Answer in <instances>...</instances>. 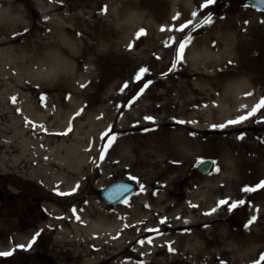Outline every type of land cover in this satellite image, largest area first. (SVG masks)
Masks as SVG:
<instances>
[{
    "label": "bare ground",
    "instance_id": "bare-ground-1",
    "mask_svg": "<svg viewBox=\"0 0 264 264\" xmlns=\"http://www.w3.org/2000/svg\"><path fill=\"white\" fill-rule=\"evenodd\" d=\"M214 1L132 0L126 7H116L106 0H91L87 10L79 6V0H63L56 6L54 0H0V119L3 121L2 116L7 114L10 123L0 122V169L9 176L19 172L48 192L36 228L24 229L16 223L15 235L6 237L15 220L0 212V253L24 245L13 254L28 255L18 264H45L34 259L36 254L38 258L47 254L58 264H137L140 260L145 264H195L194 241L198 236L203 249L210 250L207 260L211 264H245L243 259L261 262L264 250L259 257L244 255L246 249L252 250V255L255 249H262L257 247L264 242V223L259 224L258 219L263 213L261 205L252 207L253 214L258 215L250 220L252 227L243 218H232L233 211L245 206L243 198L249 190L247 182L244 186L237 179L240 169L246 170L250 151H264V21L260 23L250 11L236 10L203 23L209 13L205 9ZM138 32L146 34L147 39L151 37V42L157 40L163 51L173 35H189L184 47L187 58L177 71V82L188 89L207 81L222 92L214 104L206 101L208 88L196 87L186 101H178V106L149 104L139 108L140 113L144 108L158 113L168 108L169 113L157 116L155 121L157 127L171 131L174 141L162 140L161 136L144 141L146 150H139V162L152 190L144 191L140 198L134 195L135 207L124 203L111 212L89 188L84 192L89 184L99 185L106 174L100 162L107 151L100 125L95 115L84 114V108L93 102L72 110L75 103L59 100L52 107L50 100L37 109L31 102L21 101L25 99L22 90L43 89L42 84L53 77L75 82L84 62L83 57L76 58L77 52L91 48L82 33L97 40L93 43L97 50L117 52L120 41L136 39ZM187 62L189 69L185 67ZM161 72L157 73L170 75ZM96 73L88 70L82 77L89 80ZM123 84L124 80L117 83L121 99L117 93H107V98L123 104ZM93 98L99 95L95 93ZM83 117L86 121L80 122ZM153 127L140 122L132 125L130 121L113 123L111 129L132 136L135 129ZM169 142L181 147L185 163L195 146L214 142L221 154L218 162L223 176L193 181L195 195L180 204L182 192L175 191L170 175L181 160L172 151H177L176 145L167 146ZM152 144L161 154L166 150L167 158L159 169L146 172L154 165L147 150ZM128 157L134 163L138 161ZM258 177L264 183V175ZM145 196L150 199L142 200ZM125 215L129 218L124 219ZM42 236L50 238L47 253L38 249ZM130 255L135 263L124 258Z\"/></svg>",
    "mask_w": 264,
    "mask_h": 264
},
{
    "label": "rangeland",
    "instance_id": "rangeland-1",
    "mask_svg": "<svg viewBox=\"0 0 264 264\" xmlns=\"http://www.w3.org/2000/svg\"><path fill=\"white\" fill-rule=\"evenodd\" d=\"M54 1L56 2V4H54L55 6L63 3V0ZM90 1L91 0H79L78 4L79 6H83L88 10ZM106 1L108 4L116 7H126L132 0ZM101 9L103 10L104 6H102ZM170 9L171 7L168 8V14H170L171 12ZM207 10L209 13L204 19L203 23H206V21L208 20L217 21L221 18V14H230V12L233 13L236 10H244L247 12L250 11L260 18V23L264 21V13L252 8L251 6H246L244 4V0H215L212 4L207 6ZM133 28H135L133 29V31L136 33L137 27L134 25ZM82 35L84 40L89 42L91 48L87 51L80 50L79 53L77 52L76 58L81 56L83 57L84 62L82 63L83 68L77 75L75 82H73L72 80L67 81L64 78L60 77H53L52 80L47 81V83L45 84H42L44 87L43 89H32L31 91L30 89L22 90V92H24L23 95L25 99L22 98L21 101L27 100L31 102V104L36 106L37 109H39L40 106L46 105V103L43 104L41 102V94H44L47 95V102L51 100L50 102H52V107L54 106L53 102L57 104L59 100L64 104L69 102L75 103L70 107V109L72 108V110H75L76 106L79 107L78 109H82L84 107V104L93 102L92 104L84 108V114L86 113L88 117L93 118L95 115L96 121H98L101 128L99 132L102 138L103 134L111 129L113 123L119 125L122 123L126 124L131 121L132 125H136L138 122H140L144 125V127L153 124L154 127L151 130H148L146 128H144V130L135 129L132 133V136L122 135L119 131L115 130V133L109 137V141L114 140L116 136L117 139L112 143V146L107 148L105 154L106 158H102V160H100V162L105 165L104 169L106 170V174L101 176L102 182L99 185L89 184L84 189L85 192L88 191L89 188L94 196H96L111 212H114V210L116 209L115 206L122 205V203L113 206L106 204L97 195V190L112 181L125 180L130 181L137 186V192L135 193L137 197L140 198V196H144V191L149 192L152 190V188L147 185L148 176L140 167L139 150L145 149L144 141H147L148 139H151L152 141L156 140V138H159L157 136H161L162 140L165 141H174V139L170 136L171 131L166 130L165 127L156 126L157 116L165 117L169 113L168 108L160 109V113L156 111H146V108H144V111L140 113L137 112L139 108L141 110L144 105L149 104H164L166 105V107H171L173 104V106H178V101L182 103L186 101L193 95L191 89H194L196 87L208 88L209 90L207 91L208 95L206 101L210 99V103L214 104L217 95L222 92V89H215L214 87L209 85L207 81L199 82L198 85H195L194 87L188 89L185 87H181L177 82V77H179L177 71L182 66L185 58H187L186 53L184 54V47L185 43L190 40L189 35H173L167 40L168 44L166 45L165 51H163L158 47L160 45L157 40L151 42V37L147 39L146 34L138 32V37L136 39L129 38V40L126 39L120 41L121 45L118 47L117 52H112L109 49L104 50V52L97 50L93 46V43H95L97 40L93 39L92 37H87V35H85L84 33H82ZM177 39H179V44L176 45L175 49H172L171 46L176 43ZM74 48L76 49L77 45L74 46ZM149 48H155L156 51L151 52ZM157 48L159 49L157 50ZM178 57L179 59L177 60ZM66 59L71 61V59L73 58L68 57ZM187 65L188 62L185 64V67L189 69L190 67H188ZM232 66L233 65H231L230 67ZM149 68L150 71L147 74L148 80H146L144 84L138 89L136 82L143 78L145 72L148 71ZM88 70H97V73L94 74L89 80H84L82 74H84L85 72L87 73ZM158 71H163L161 73H167L170 75L168 77L163 76L161 74H158ZM122 80H124L123 86L125 91V98L124 103L119 104L113 100H109L106 94L108 93V95H112L117 93V83ZM149 85L151 86L149 87ZM72 88L79 90V92L73 91ZM145 89L147 90L145 91ZM261 92L263 106L264 90ZM95 93L99 95L98 99L93 98V94ZM210 94H212V96H210ZM112 97L113 96H110L109 98ZM43 113L40 111V114ZM149 116H152L154 118L153 121H148L146 119V117ZM7 118H9L7 114L3 115V121H1L0 119V122L5 123L6 125H10V123L6 121ZM85 121L86 117H83L80 122ZM116 142H118L117 145ZM250 142L253 143L254 141L250 140ZM123 143H129V145H127V147H118L119 144ZM103 144L107 146L108 140L104 139ZM171 144L176 145L178 152L175 149H173L172 151L175 155L179 156V160L181 161L175 167L170 176L174 178L175 191L182 192L180 204H184L188 200V198H191L195 195V189L193 186H191V183L193 181H201L206 178L216 180L223 176L221 175V171L219 170L220 167L218 162L221 154L214 142H203L201 145L197 147L195 146L193 150H190V159L187 161L188 163H185L182 159L183 156L181 147L175 142H169L167 146ZM154 145L155 144H152V146L147 149L148 154L151 156L150 160L154 163V165L148 167L146 169V172L159 169V167L164 164L167 158L166 150L164 151L163 155L160 153V150L154 149ZM128 154L132 156V159L136 160L138 158V161L135 163L131 161V159L128 157ZM206 158H210L214 162V165L211 173L204 176L196 169V164ZM247 159L248 165L246 170L241 172L240 169V173L237 178L239 182L244 186H246V184L243 182L248 183L249 190L243 198L246 204L243 208L233 211L234 216L232 220L243 218L246 221H252L253 217L257 218L258 216L253 214L254 212L252 210V207L255 204H260V209H263V213L262 216L258 219L260 221L259 224H263L264 190H261V177H258V175H264L262 174L264 172V151L252 150L248 153L246 160ZM114 161H118L117 164H113ZM6 173V171L0 169V204L3 206V211L0 212L6 213L9 216L13 217L15 221L11 228L16 223L18 227L19 225H21V227H24V229L36 228L35 225L41 220V204H43L44 198L48 196V192L37 186L35 182H31L30 180L25 178V176H23L19 172L18 174H15V176H9L6 175ZM250 194L252 195V199L248 202L247 197ZM131 199L132 202H128L127 206L135 207V204L133 202L134 199ZM143 199L149 200L150 197L145 196L144 198L142 197V200ZM67 207L71 208V205L68 203ZM123 218L128 219L129 217L128 215H125V217ZM250 223L251 226L248 227H252V222ZM33 224L34 227H31L33 226ZM17 226L13 227L10 230L12 232H7L6 235H4L6 237L11 234L14 236L16 230L18 229ZM234 227L248 229L247 226L235 225ZM258 227L259 226H255L254 228ZM194 243H196L197 248L196 254L194 256V263L211 264V261L207 260V255L210 254V250L203 249L204 244L201 242L198 236H196ZM37 244L38 249L47 253L48 247L50 245V238L42 236L38 240ZM143 246L144 245H141L140 248H143ZM257 247H260V249H262L259 252H257V249H255L253 255L252 250L246 249L244 251V255L250 258L254 256L259 257L264 250V242H261ZM4 253H8V251ZM41 256L42 257L38 258V254H36L34 259H41V261L45 264H58V261L55 258L47 254H41ZM163 256L164 254L157 257L162 258ZM27 257L28 255L19 252L13 256L8 255L5 257H0V264H18L24 261ZM124 258H128L131 262L135 263L132 255L124 256ZM259 259L261 261L260 263L247 259H243V262L245 264H254V262L257 264H262V262H264V256L262 255ZM136 263L145 264V262L142 260ZM107 264L114 263L109 262ZM213 264H217V262ZM220 264H237V262L227 261Z\"/></svg>",
    "mask_w": 264,
    "mask_h": 264
},
{
    "label": "water",
    "instance_id": "water-1",
    "mask_svg": "<svg viewBox=\"0 0 264 264\" xmlns=\"http://www.w3.org/2000/svg\"><path fill=\"white\" fill-rule=\"evenodd\" d=\"M247 3L264 10V0H249ZM197 168L206 174L212 168V161L206 159L198 164ZM126 184V190L121 185ZM134 192V186L126 182H114L98 192L99 196L107 203L117 204L123 201L130 193Z\"/></svg>",
    "mask_w": 264,
    "mask_h": 264
},
{
    "label": "snow or ice",
    "instance_id": "snow-or-ice-1",
    "mask_svg": "<svg viewBox=\"0 0 264 264\" xmlns=\"http://www.w3.org/2000/svg\"><path fill=\"white\" fill-rule=\"evenodd\" d=\"M205 10H207V8H206ZM185 33H186V30H185ZM183 34H184V33H182L181 35H183ZM141 37H143V36H141ZM141 37H140V38H141ZM177 44H179V39H177L176 43L173 44V45L171 46L172 49H175V47H176ZM132 46H133V44H132ZM185 52H186V50H185ZM170 66H171V62H170ZM149 71H150V68L148 69V71L145 72L143 78L136 82V84H137V86H138V89L144 84V82H145L146 80H148V78H147V74H148ZM150 86H151V85H149V87H150ZM146 90H147V89H145V91H146ZM45 99H46V98L44 97V100H45ZM261 111H264V109H261ZM79 114H80V113L78 112L77 115H79ZM146 119H147L148 121H153L154 118H153L152 116H149V117H146ZM185 123H186V122H185ZM114 133H115V129L112 128V129H109L106 133L103 134V138L106 139V140H108L107 148L110 147V146L112 145V143L117 139V136H116V138H115L114 140L109 141V137L112 136ZM103 147H104V145H102L101 148H103ZM104 155H105V154H104ZM121 187H122V189L126 190L127 185H126V184H122ZM261 190H264V184H262ZM65 195H71V193H67V194H65ZM38 238H39V237H37V239H38ZM33 243H34V242H33ZM14 245H15V244H14ZM24 247H25L24 245L14 246L13 249H11L8 253H0V257H5V256H8V255H13L16 249H24ZM262 264H264V262H262Z\"/></svg>",
    "mask_w": 264,
    "mask_h": 264
}]
</instances>
